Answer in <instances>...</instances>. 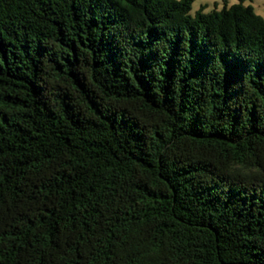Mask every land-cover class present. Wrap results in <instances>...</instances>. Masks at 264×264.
Returning <instances> with one entry per match:
<instances>
[{"label":"trees","instance_id":"trees-1","mask_svg":"<svg viewBox=\"0 0 264 264\" xmlns=\"http://www.w3.org/2000/svg\"><path fill=\"white\" fill-rule=\"evenodd\" d=\"M194 1L0 0V264H264V17Z\"/></svg>","mask_w":264,"mask_h":264},{"label":"rangeland","instance_id":"rangeland-1","mask_svg":"<svg viewBox=\"0 0 264 264\" xmlns=\"http://www.w3.org/2000/svg\"><path fill=\"white\" fill-rule=\"evenodd\" d=\"M238 2V0H195L192 5L191 13L195 14L202 6L206 7V12H210L215 7L221 10L225 6L230 7ZM245 5H252L256 13L264 17V0H247Z\"/></svg>","mask_w":264,"mask_h":264}]
</instances>
